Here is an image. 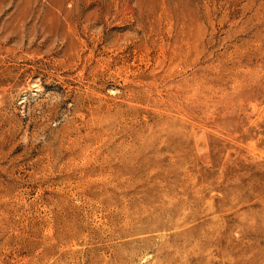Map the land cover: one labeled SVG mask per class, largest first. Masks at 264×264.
Listing matches in <instances>:
<instances>
[{
  "label": "rangeland",
  "instance_id": "374dc122",
  "mask_svg": "<svg viewBox=\"0 0 264 264\" xmlns=\"http://www.w3.org/2000/svg\"><path fill=\"white\" fill-rule=\"evenodd\" d=\"M0 264H264V0H0Z\"/></svg>",
  "mask_w": 264,
  "mask_h": 264
}]
</instances>
